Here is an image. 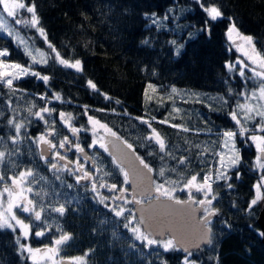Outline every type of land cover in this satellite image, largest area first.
Segmentation results:
<instances>
[{
  "label": "trees",
  "instance_id": "1",
  "mask_svg": "<svg viewBox=\"0 0 264 264\" xmlns=\"http://www.w3.org/2000/svg\"><path fill=\"white\" fill-rule=\"evenodd\" d=\"M31 3L36 6L40 25L48 40L65 59L81 60L83 71L77 73L59 65L54 59V53L47 56V64H32L23 50L24 47L42 50L40 40L31 29L11 25L17 39L11 37L12 41L0 35V50L8 49L10 52L8 57L2 59L23 66L31 65L33 70L50 76V88L32 76L14 82L19 87L14 106L21 118H30L29 109L32 104L37 106L32 109L35 111L45 103L38 99V94H47L51 99L53 92L59 93L64 102L52 99L49 106L58 111L52 117L46 116L49 120L56 119V131L60 135L53 139L57 142L64 135L70 139L72 136L59 121L58 112L73 114L72 123L77 127H86L88 120L83 115L82 106L88 105L89 115L107 124L133 144L135 154L150 163L154 169V180H176L183 185L192 175H196L198 181L202 182L219 148L218 137L215 134L207 135V130L231 129L226 119L230 100L226 104L223 98H228L229 87L238 90L240 86L239 78L225 68L226 62H231L233 58L225 40L229 20L216 21L211 35L199 31L205 14L194 0H31ZM217 3L222 6L226 17L235 19L241 34L253 36L258 49H264V0H217ZM145 14L148 17L152 14L159 17V27ZM165 15L172 18L163 20ZM21 38L25 41L23 46L19 43ZM148 38L151 44L145 45L143 41ZM173 39L183 45L179 56L174 54V47L169 43ZM89 79L101 92L110 96L111 101L88 88ZM226 79L229 84L224 83ZM149 83L156 86L159 95L146 100L145 92L148 93ZM173 86L177 92L199 94L202 102H193L188 98L185 103L184 95L177 99L176 94L171 93ZM169 94L171 96L166 100L164 97ZM8 95L9 90L0 87V110L3 112L0 116V136L6 135L7 118L12 115L4 103ZM116 100L120 101L119 105L115 103ZM174 102L181 109L180 113L169 110ZM125 111L130 116L124 115ZM136 117L151 122L152 127L171 146L170 156H165L162 161L158 147L153 145V154L149 155L145 137L149 135L150 129ZM166 117L171 123L183 125L190 131L183 132L157 122ZM258 120L256 118L254 122ZM197 129L201 134H196ZM45 130L43 122L39 120H33L30 125L33 137ZM89 141L85 134H79V142L85 149ZM22 149L18 165H0V173L10 176L31 167L36 173L32 186L41 190L39 195L32 194L38 205L44 203L47 207L48 199L44 192L53 187L76 202L66 206L63 216L47 211L42 213L43 223L32 217L26 218L25 222L32 226L27 245L32 248L55 245L54 241L67 233L70 240L59 246V255L64 258L82 256L84 264H182L184 253L180 251L165 253L162 248H158L152 249L149 255V250L144 249L139 242H136L138 248L130 249L133 234L124 228L126 221L122 217H115L110 210L112 204L91 199L90 195L94 194L82 193L72 183V179L64 174L63 179L73 184V188L61 185L40 160L37 146L31 141L25 140ZM239 150L242 162L238 169H231L230 172L233 176V189L229 191L219 184H213V190L218 196L217 201H214L218 214L212 220V243L197 252L201 264H264V249L255 230L258 229L255 223L257 207L251 216L243 211L254 197L253 186L260 172L254 170L253 150L247 147H240ZM87 153L96 156L98 164L112 173L111 177L97 179L98 182L108 180L117 182L118 186L121 184L122 174L102 149L95 148ZM181 156L187 158L186 165H178ZM161 168L165 170L163 177L159 175ZM237 170L241 174L239 179L235 178ZM175 194L182 199L188 197L186 191H177ZM193 195L201 199L199 193L193 192ZM53 203L58 206L64 203V199L61 197L58 203ZM225 221L231 225L230 229L225 227ZM249 225L254 227L250 228ZM42 228L46 229L45 235L36 237L34 233ZM16 241L13 231L0 229V264H25L20 258ZM85 253L88 255L85 256Z\"/></svg>",
  "mask_w": 264,
  "mask_h": 264
},
{
  "label": "snow or ice",
  "instance_id": "2",
  "mask_svg": "<svg viewBox=\"0 0 264 264\" xmlns=\"http://www.w3.org/2000/svg\"><path fill=\"white\" fill-rule=\"evenodd\" d=\"M194 3L205 14L203 23L199 26V31L207 32L211 35L212 26L216 21L222 19L229 20L226 35L230 44L235 46L236 51L241 52L243 56L242 60L238 59L235 63L226 62L225 64V68L233 76L238 74L243 81L241 90L235 92L236 96L243 97V102L237 101L235 109L229 112L236 128H209L207 130V135L215 134L218 139L223 141L219 145L223 151L214 153L218 157V167L215 168L214 172L205 174L202 182L198 181L196 175H192L183 185L176 180L169 181L166 179L163 182H157L152 179L148 175L154 172L150 163L140 155L135 154L133 144L122 138L121 135H118L107 124L89 115L90 109L88 105H83L82 107L84 109L83 115L87 116L90 129L83 126H75L72 123L74 120L73 114L64 111L58 112L59 121L68 129L74 139H70L68 135H64L57 145L54 139H50V137L56 138L60 135L56 131V119L49 120L46 116L52 117L58 111L49 106L52 103V99L64 102L59 93L53 92L51 99L47 94H38V99L45 101V103L39 107V110L35 111L32 109H35L37 106L36 104H32L29 109L30 118H21L20 113L14 106L16 93L19 92V87L14 82L20 81L24 77L32 76L39 81H43L44 85L50 88V76L33 70L31 65L23 66L15 62H6L2 58L8 57L10 52L8 49L0 50V87H5L9 90V95L4 103L7 104L8 109L12 112V115L7 118V133L4 136H0V148L3 149L0 150V165H18L19 157L23 152V142L25 140L31 141L32 144L41 149L40 159L49 165V171H52L55 179L60 181L61 185H66L68 189L73 188V184L67 183L61 173H68L74 176L76 185H80L81 181L91 182L92 192L96 193L103 203L109 198L101 196L98 192L97 179L103 180L104 177H111L112 173L111 171L104 170L98 164L96 156H90L85 151V147L79 142V134L91 130L93 139L87 145V148L92 150L98 146L105 153H108L112 157V163L119 169L123 177L122 183L119 186L117 182L104 180L99 183V188H106L108 192L112 193L110 199L113 201V206L110 210L114 212L115 217H122L126 221L124 228L133 234V240L130 242L129 248H138L139 245L136 242H139L143 244L144 249L149 250V255L152 254V249L158 248H162L165 253L169 251H182L184 253L182 264H201V260L197 256V252L201 249V243H212L211 217L218 214V210L214 207V201H217L218 196L213 190V184H219L229 191L233 189V184L231 183L233 176L230 172L231 169H238V166L242 162L240 150L237 148L238 143L250 141L254 145L256 151L254 170H259L260 172L259 181L253 186L255 195L248 202V207L243 209V211L251 216L254 214L257 206H264V49H258L253 36L244 35L238 31L235 19L225 16L222 6L217 3V0H194ZM24 12L29 15H23ZM2 14H6L7 17L12 18L15 25L20 28L34 29L44 39L45 44L51 49V52L55 54L54 59L59 65L73 69L77 73L83 71L81 60L75 59L74 61H70L65 59L48 40L44 28L40 25L36 6L34 3H31V0H0V31H7V35L16 40L13 31L5 25ZM145 15L148 17V14ZM172 15H175L174 11ZM148 18L159 27L161 23L159 17L152 14ZM171 18L172 16L165 15L163 20H170ZM191 35L189 32V38H191ZM234 35L243 43H237V39L233 38ZM19 43L23 46L25 44L24 39L21 38ZM143 43L145 45L151 44V39H145ZM169 43L174 47V54L179 56L183 45L176 39L171 40ZM24 52L25 55L30 57L32 64L48 63V57L38 48L32 50L30 47H24ZM248 73H251V75H248ZM250 82L254 85V87H251V90H249ZM224 83L229 84V80L226 79ZM87 87L103 96L105 100L111 101L112 98L101 92L92 80L89 79L87 81ZM148 88L154 93L157 91L156 86L152 83L148 84ZM171 93L177 94V89L174 86L171 88ZM232 94L233 89L229 87L228 95L231 96ZM145 96L147 97V91L145 92ZM223 99L227 104V98ZM253 100L256 101V104L250 103ZM184 102L187 103V100ZM115 103L119 105L120 101L116 100ZM96 111H107V109H96ZM112 111L115 112L116 110L112 109ZM172 111L174 113H180L181 111L180 108L175 106V102ZM123 114L130 116L126 111ZM2 115L3 112L0 110V116ZM257 117L259 118L258 122L252 123L256 121ZM135 119L150 129V134L145 137V140L148 142L149 155L153 154L151 145L155 144L158 146L162 161L165 156H170L171 146L152 127L151 122L142 117H136ZM153 119L156 120L157 118L153 117ZM33 120L42 121L46 129L35 137L30 132V125ZM157 122L167 124L169 127L182 130L183 132L190 131V129L183 125L171 123L167 117L163 120H157ZM250 123L252 124L251 127L249 126ZM97 129H102L104 135H98ZM196 134H201L199 129L196 130ZM195 147H200V145H195ZM31 150V147H29V151ZM49 152L51 153L50 157ZM69 152H74L75 160L69 159L67 155ZM132 156L135 157L134 160L131 158ZM81 160L84 162L82 163ZM186 162L187 158L181 156L178 160V165H186ZM89 163L93 170L86 167ZM173 171H175V168ZM101 173L103 174L102 176L100 175ZM159 175L161 177L165 176L163 168H161ZM240 175L239 170H237L235 178L239 179ZM35 176L36 173L31 167H26L20 170L18 174L10 176L0 173V185H3L2 189H0V229H11L13 232L19 229L16 243L20 245V254L23 256L24 253H28L33 264H37L36 255L40 252V249H33L30 245L21 243V239L29 238L32 226L30 223H26L25 219L18 216L14 210L18 209L27 216L33 217L35 221L43 223L42 213L47 211L63 216L67 210L66 206L69 203H76L70 196H64L63 193L53 187L44 192V195L48 199L47 207L44 203H39L38 205L37 201L29 196V194L39 195L41 191L34 189L32 186V180H35ZM41 179L45 178L42 177ZM7 181H11V184H8ZM129 185L131 186V191H129ZM83 186L87 188V183ZM177 191H186L188 193L187 199L178 197L175 194ZM193 192L201 193L203 198L197 199L193 195ZM5 196L7 197L6 201L4 199ZM61 197H63L64 203H59L58 206H55L53 201L58 203ZM165 201L170 203H166ZM145 202H147L146 206ZM128 205H132V207H128ZM105 206L108 207L107 204ZM38 207L39 210H37ZM201 211L202 215L197 216L196 213ZM126 213L127 215H125ZM164 218H169L167 223L163 222ZM193 220L196 221V224L190 223ZM102 223H106V221ZM224 223L226 228H231V225L227 221ZM249 227L253 228L254 226L249 225ZM255 230L261 238H264V230ZM45 232L46 229L42 228L36 231L34 235L36 237H43ZM189 233H195L196 239L199 242L195 243L192 247H185L183 245L188 241ZM69 240L70 236L64 233L54 241L56 247L47 250L50 253L47 259L51 260L52 264H56L59 246L67 243ZM84 255L87 256L88 253ZM71 264H83V258H71Z\"/></svg>",
  "mask_w": 264,
  "mask_h": 264
},
{
  "label": "rangeland",
  "instance_id": "3",
  "mask_svg": "<svg viewBox=\"0 0 264 264\" xmlns=\"http://www.w3.org/2000/svg\"><path fill=\"white\" fill-rule=\"evenodd\" d=\"M3 16H4V23H5V25H7L11 30H12V28H11V25H14V26H17V25H15V23H14V21L12 20V18H9V17H7L6 16V14H2ZM23 15H25V16H28L29 14L28 13H26V12H24L23 13ZM30 29V28H29ZM32 31H34L35 32V30L34 29H31ZM36 33V32H35ZM0 35L1 36H4V37H6V38H10L11 39V37L9 36V35H7V31H0ZM15 35V34H14ZM16 36V35H15ZM36 37L40 40V42H41V44H42V52H44L45 54H46V56H51V55H53V53L51 52V50L47 47V45L45 44V42L43 41V38H41L37 33H36ZM234 39H237L236 37H235V35H234V37H233ZM16 39H17V37H16ZM12 40V39H11ZM225 40H226V44H227V47H228V49L233 53V58H232V60H231V63H235L238 59H243V56H242V54H241V52H238V51H236V48H235V46H232L231 44H230V42H229V40H228V37H227V35L225 36ZM13 41V40H12ZM237 43H243V42H241V41H239L238 39H237ZM22 49V48H21ZM32 50H35L34 48H31ZM23 50V49H22ZM23 52H24V50H23ZM25 53V52H24ZM30 58V57H29ZM38 59H39V57H37ZM31 60V59H30ZM7 62V61H6ZM238 67V66H237ZM248 75H251V73H248ZM238 78H239V81H240V86H239V89L238 90H234L233 89V94L231 95V96H229L228 95V98H227V100H230V105H229V111H228V113H227V115H226V119L228 120V123H229V125H230V127H231V129H235L236 128V125H235V123L231 120V117H230V115H229V112H230V110H233V109H235V107H236V103H237V101H240V102H243V97H240V96H236L235 95V92H239L240 90H241V88L243 87V81H242V79L239 77V75L237 74L236 75ZM250 85H249V90H251V87H254V85H252L251 84V82L249 83ZM179 90V89H178ZM228 91H229V88H228ZM227 91V92H228ZM183 93V94H182ZM156 94H158L157 92H152V90L151 89H149L148 88V93H147V98H146V100L148 99V100H151V99H154L155 97H156ZM159 95V94H158ZM181 95H182V97H183V95H184V98H185V100L186 99H188L189 98V100L190 101H193V102H197V100L198 101H200V102H202V100L200 99V96H199V94H197V93H191V94H189V93H186L185 94V92L184 91H180V92H177V94H176V98L177 99H179L180 97H181ZM171 96V94H169L167 97H164L166 100H167V98H169ZM163 98V97H162ZM163 98V99H164ZM157 100V99H156ZM182 101V100H181ZM183 102V101H182ZM250 103H252V104H256V101H250ZM204 104L207 106V102H205L204 101ZM172 108H173V106L169 109V110H171V112H172ZM258 118V117H257ZM254 122V121H253ZM252 122V123H253ZM255 123V122H254ZM249 126L251 127L252 126V124L250 123L249 124ZM86 128H89L90 129V126L87 124V126H86ZM97 132H98V135H103L104 133H103V130L102 129H97ZM81 133H83V134H85L88 138H89V144L91 143V140L93 139V135H92V132H91V130H89V131H87V132H81ZM149 134H150V132H149ZM239 139V138H238ZM221 143H223V141L222 140H220V139H218V147H219V145L221 144ZM153 146H155V147H158L157 145H155V144H152ZM237 148L239 149L240 147H247V148H251L252 150H253V161H255V157H256V151H255V147H254V145H252L251 144V142L249 141V142H247V143H238L237 144ZM240 146V147H239ZM96 149H100L98 146L96 147ZM87 152L89 151V149L86 147V149H85ZM93 150V149H92ZM219 151H223V149H221L220 147L218 148V150L217 151H215V152H219ZM72 154H74V152H71ZM40 158V157H39ZM76 159V157H75V155H74V158L72 159V160H75ZM41 160V159H40ZM217 160H218V157L214 154V159H213V164H211L210 166H209V170H208V172L210 171V172H214L215 171V168L216 167H218V164H217ZM42 161V160H41ZM81 162H82V160H81ZM254 165V164H253ZM48 167H49V165H47ZM258 172H259V170H257ZM65 175V176H69V177H71L68 173H61V175ZM73 181H75V178L73 179ZM259 181V178L257 179V181L255 182V184L257 183ZM254 184V185H255ZM106 189V188H105ZM105 189H100L99 188V186H97V190H98V192L100 193V195L101 196H104V192L103 191H105ZM87 190H88V192H90L91 191V189H90V186H88L87 187ZM253 191H254V195H255V189H254V187H253ZM96 196V195H95ZM98 196V195H97ZM99 197V196H98ZM90 198L92 199V198H94V196H91L90 195ZM5 201L7 200V197L5 196ZM198 199V198H197ZM202 199V198H201ZM14 211H16V213H17V215L18 216H20V214H21V212L18 210V209H15ZM30 219H32L31 217H29ZM7 230H10V231H12L11 229H7ZM14 234H16V239L18 238V235H19V229H17V231L16 232H14ZM27 242V239H21V243H23V244H27L26 243ZM52 247H56V245H50V246H44V247H37V248H33V249H40V252L39 253H37V255H36V260H37V264H52V261L51 260H48L47 259V257H48V255H50V253H48V249L49 248H52ZM17 248H18V252H19V255H20V258H22V260L24 261V263L25 264H33V261H32V259H30L29 258V254L28 253H24L23 254V256L20 254V245L19 244H17ZM41 254H43V255H41ZM78 257H82V256H78ZM71 258H74V257H71ZM71 258H64V257H61L60 255H58V257L56 258V264H59L61 261H65L66 262V264H71ZM83 258V257H82ZM83 264H84V258H83Z\"/></svg>",
  "mask_w": 264,
  "mask_h": 264
},
{
  "label": "water",
  "instance_id": "4",
  "mask_svg": "<svg viewBox=\"0 0 264 264\" xmlns=\"http://www.w3.org/2000/svg\"><path fill=\"white\" fill-rule=\"evenodd\" d=\"M44 147L46 148V146H44ZM40 152H41V149L37 147V153H38L39 157H40ZM106 154L112 159V157L108 153H106ZM49 156H50V152H49ZM131 158L133 160L135 159L134 156H132ZM136 163L138 165V161ZM148 175L151 176V178L153 179L152 173L151 174H148ZM128 187H129V191H131V186L129 185ZM165 202L166 203H170L168 201H165ZM146 205H147V202H145V206ZM131 207H132V205H131ZM175 207H179V206H175ZM196 215L197 216L202 215V211L201 212H197ZM211 218H213V217H211ZM168 220H169V218H164L163 222L164 223H167ZM190 223L196 224V221L193 220ZM255 223H256L258 229L264 230V206H257V214H256V218H255ZM197 242H199V241L196 239L195 233H189L188 241L183 246H185V247H192ZM260 242H261V244L263 246V249H264V238H261L260 237ZM207 245H208L207 243H201V248L206 247ZM193 250H195V249L193 248ZM180 252H182V251H180ZM59 264H66V262L65 261H61Z\"/></svg>",
  "mask_w": 264,
  "mask_h": 264
},
{
  "label": "flooded vegetation",
  "instance_id": "5",
  "mask_svg": "<svg viewBox=\"0 0 264 264\" xmlns=\"http://www.w3.org/2000/svg\"><path fill=\"white\" fill-rule=\"evenodd\" d=\"M50 139H53V138L50 137ZM71 139H74V138L71 136ZM54 142L57 143V145L59 144V142H57L55 139H54ZM50 155H51V153H50ZM67 155H68L69 159L72 160V159L74 158V155H75V154H72L71 152H69V153H67ZM49 157H50V156H49ZM42 162H44V161H42ZM83 162H84V161L82 160V163H83ZM44 163H45V162H44ZM61 163H63V162H61ZM46 166H47V164H46ZM47 167H48V166H47ZM86 167H89L90 170H93V169L91 168V164L86 165ZM48 168H49V167H48ZM17 174H18V173H17ZM69 175H70V174H69ZM6 176H9V175H6ZM70 176H71L70 178L72 179V183L76 185L75 181H73V179H74L75 177L72 176V175H70ZM122 180H123V177L121 178V183H122ZM7 183H8V184H11V181H7ZM86 183H87V187L90 186V189H91V188H92V186H91V182H88V181H81V184H80V185H76V186H78V187L80 188V190L82 191V193L88 194V190H87V188H85V187L83 186V185L86 184ZM99 183H100V182L97 181V186H99ZM2 187H3V185H0V189H2ZM103 192H104V197H108V198H109V199H106L105 202L109 203L110 205H111V204L113 205V201L110 199V197L112 196V193L108 192L107 189H105V191H103ZM90 193L96 195L94 198H96L98 201H100V197H98L96 193L92 192V190L90 191ZM94 195H93V196H94ZM199 195H200L201 198H203V195H202L201 193H199ZM29 196H30V198H33V195H32V194H29ZM100 202H101V201H100ZM117 203H119V202H117ZM20 217L23 218V219H26V218L31 217V216H27L26 214H24V213L21 212ZM32 218H33V217H32ZM214 219H215V216H214L213 218H211V220H214ZM6 230H7V229H6ZM9 231H10V230H9Z\"/></svg>",
  "mask_w": 264,
  "mask_h": 264
},
{
  "label": "bare ground",
  "instance_id": "6",
  "mask_svg": "<svg viewBox=\"0 0 264 264\" xmlns=\"http://www.w3.org/2000/svg\"><path fill=\"white\" fill-rule=\"evenodd\" d=\"M241 144V143H240ZM238 147V146H237ZM241 152V151H240Z\"/></svg>",
  "mask_w": 264,
  "mask_h": 264
}]
</instances>
